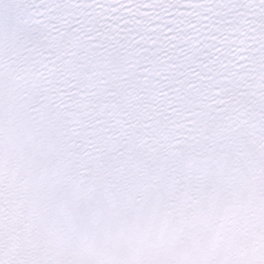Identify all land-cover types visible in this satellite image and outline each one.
Returning a JSON list of instances; mask_svg holds the SVG:
<instances>
[{
	"label": "snow or ice",
	"instance_id": "obj_1",
	"mask_svg": "<svg viewBox=\"0 0 264 264\" xmlns=\"http://www.w3.org/2000/svg\"><path fill=\"white\" fill-rule=\"evenodd\" d=\"M0 264H264V0H0Z\"/></svg>",
	"mask_w": 264,
	"mask_h": 264
}]
</instances>
